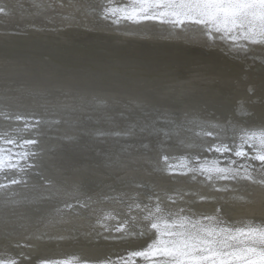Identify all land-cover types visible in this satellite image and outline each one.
I'll list each match as a JSON object with an SVG mask.
<instances>
[{
    "label": "snow or ice",
    "instance_id": "1",
    "mask_svg": "<svg viewBox=\"0 0 264 264\" xmlns=\"http://www.w3.org/2000/svg\"><path fill=\"white\" fill-rule=\"evenodd\" d=\"M9 16L22 22L14 34L83 29L218 52L246 74L259 67L264 103V0H0V17ZM4 82L0 100L11 103H0V246L8 244L18 252L0 254V264H264V220L230 222L222 215L224 205H253L250 189L264 193V115L259 121L225 122L186 109L181 116L179 106L191 98L177 99L176 88L130 91L120 80L91 86L73 76L43 73L20 83L6 73ZM246 95L236 113L250 118L255 88L248 87ZM41 139L57 143L42 149ZM170 145L199 154L169 156ZM153 153L155 163L141 167L134 162ZM45 156L62 162L51 165L52 177L40 170ZM66 166L74 171L69 174ZM125 170L185 177V184L214 195L191 188L157 189L123 175ZM89 173L103 174L90 184L116 192L105 195L103 203L115 202L121 210H104L76 224L71 217L92 207L78 198L90 197L94 190L80 180ZM60 184L74 195H62ZM195 204L219 207L196 213L190 210ZM257 207L264 216V199ZM28 228L37 231L13 243ZM29 241L137 247L99 260L79 254L36 260L32 253L37 249Z\"/></svg>",
    "mask_w": 264,
    "mask_h": 264
},
{
    "label": "bare ground",
    "instance_id": "2",
    "mask_svg": "<svg viewBox=\"0 0 264 264\" xmlns=\"http://www.w3.org/2000/svg\"><path fill=\"white\" fill-rule=\"evenodd\" d=\"M8 3L9 0H3ZM22 24L18 16L0 17V96L3 95L7 85L4 82L5 74H12L13 78L23 83L27 80L37 79L43 73H58L73 76L84 85L108 86L112 80H120L130 91L150 92L156 87H174L177 91V99L190 97L187 105H180V114L186 109H197L193 113L204 119L227 121L228 119L259 121L264 115V103L261 102V73L259 67L246 74L239 63L230 61L218 52H208L200 48H188L179 44H171L157 41H141L128 37L103 35L98 32L72 29L62 31L60 34L31 32L27 35L17 33V25ZM260 50L257 49V52ZM93 75H102V79H92ZM248 87H253L257 95L252 99L249 111L253 113L250 118L236 113L238 102L247 101ZM0 103L8 104L10 101L0 100ZM30 102L25 101L28 106ZM66 131V129H59ZM231 142V141H229ZM55 140L41 139L40 147L47 149L56 144ZM154 146V141L152 145ZM198 155L196 152L184 153L174 145L167 149V155ZM137 152L133 149V156ZM203 155H208L204 153ZM157 154L153 153L142 160L134 162L143 167L145 163H155ZM67 159V158H66ZM55 163L61 166L60 159L55 161L48 156L40 161L41 172L49 177L54 174L51 165ZM257 163L258 162H254ZM66 171L71 174L73 166H66ZM125 176L142 179L145 183L162 188H191L202 195H214L206 192L197 185L185 184V177H157L125 170ZM103 174L93 175L89 173L80 177L81 182L90 184L92 180H98ZM32 181H38L37 176L30 177ZM175 179L177 183H171ZM90 186L94 189L90 197H78L92 203L91 209L85 212L81 210L79 217L72 216L76 224L87 223L94 219L95 214L104 210L119 212L121 205L111 202L103 203L105 195L115 196L116 192H107ZM61 194L73 196L63 184L58 185ZM143 192L144 196L150 195L147 190L136 189ZM253 193L251 199L253 205L247 208L240 206L224 205L222 215L228 221L239 219H252L256 222L264 220L259 214L257 205L264 199V193L258 189H250ZM127 199V197H124ZM219 205L207 206L202 204L191 205L190 210L196 213L205 212ZM90 213L92 215L90 216ZM255 213V214H253ZM46 217L49 213H43ZM28 216V213L24 214ZM71 215V214H69ZM37 231L36 228H28L18 240L13 243L23 242L24 236ZM59 231V230H57ZM37 251L32 255L36 260H47L79 254L92 260L103 259L112 252H124L137 247L135 244H124L115 248H85L62 242L60 246L42 244L29 241ZM21 251H27L21 249ZM18 250L8 244L0 246V254L17 255ZM32 264H36L34 260Z\"/></svg>",
    "mask_w": 264,
    "mask_h": 264
}]
</instances>
